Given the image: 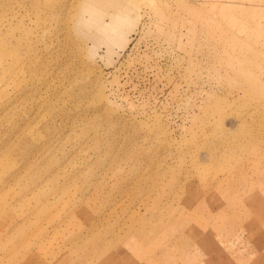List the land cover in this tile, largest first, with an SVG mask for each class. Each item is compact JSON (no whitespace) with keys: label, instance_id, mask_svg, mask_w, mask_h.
Listing matches in <instances>:
<instances>
[{"label":"rangeland","instance_id":"rangeland-1","mask_svg":"<svg viewBox=\"0 0 264 264\" xmlns=\"http://www.w3.org/2000/svg\"><path fill=\"white\" fill-rule=\"evenodd\" d=\"M0 264H264V0H0Z\"/></svg>","mask_w":264,"mask_h":264},{"label":"bare ground","instance_id":"bare-ground-1","mask_svg":"<svg viewBox=\"0 0 264 264\" xmlns=\"http://www.w3.org/2000/svg\"><path fill=\"white\" fill-rule=\"evenodd\" d=\"M122 1H126V2H133V0H122ZM138 11V10H137Z\"/></svg>","mask_w":264,"mask_h":264}]
</instances>
